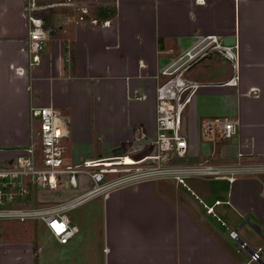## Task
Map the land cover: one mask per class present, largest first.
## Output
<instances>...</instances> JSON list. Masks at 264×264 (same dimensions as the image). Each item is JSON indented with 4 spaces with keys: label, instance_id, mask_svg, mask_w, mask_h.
<instances>
[{
    "label": "crops",
    "instance_id": "obj_1",
    "mask_svg": "<svg viewBox=\"0 0 264 264\" xmlns=\"http://www.w3.org/2000/svg\"><path fill=\"white\" fill-rule=\"evenodd\" d=\"M44 1L53 30L29 65L25 0H0V158L14 159L36 139L30 108L49 105L69 124L64 163L106 156L132 163L151 154L161 70L207 36L235 38L238 84L212 83L232 74L214 54L186 72L209 84L188 104V152L175 163L264 157V0H87V19L97 24H79L78 10ZM214 116L237 118L232 138L202 141L201 121ZM53 192L59 200L75 194ZM69 218L78 229L65 244L32 220L1 237L0 264H258L249 250L261 247L264 260V243L251 228L264 235V171L237 173L233 182L146 180L80 204Z\"/></svg>",
    "mask_w": 264,
    "mask_h": 264
},
{
    "label": "built area",
    "instance_id": "obj_2",
    "mask_svg": "<svg viewBox=\"0 0 264 264\" xmlns=\"http://www.w3.org/2000/svg\"><path fill=\"white\" fill-rule=\"evenodd\" d=\"M43 1L25 0L29 65L39 61L44 42L53 30L42 15V11L47 7ZM54 1L55 5L65 4L78 10V23H85L89 14V2ZM194 1L199 5L205 3V0ZM87 20L90 24H97L95 18ZM221 40L207 36L185 50L174 62H178L176 66L170 65L161 70V74L167 77L158 84L155 92L154 151L137 159L131 158L132 163L109 160L125 156L88 158L76 163H64V139L69 132L66 117L50 105L31 106V117L38 123L36 139H32L14 159L5 161L0 158V219L42 222L57 242L65 244L78 229L71 223L69 212L93 198H106L115 188L165 177L181 184H185L189 176L225 178L233 182L237 173L250 169L264 171V157L250 162L238 159L229 164H215L209 159L195 164L175 163V159L185 157L188 152V141L182 130L183 111L192 101L196 91L209 84L187 77L186 72L204 58L218 54L232 64V74L225 80L212 83L222 86L238 84L235 45H225ZM237 124V118L231 116L205 118L200 124V137L202 141L212 144L230 139L235 134ZM240 156L242 153L238 154V157ZM38 189L78 192L66 199L46 202L36 199ZM228 234L233 239L238 237L233 230ZM244 245L245 243L241 244V248ZM260 252L261 247L250 252L249 261L257 262Z\"/></svg>",
    "mask_w": 264,
    "mask_h": 264
},
{
    "label": "rangeland",
    "instance_id": "obj_3",
    "mask_svg": "<svg viewBox=\"0 0 264 264\" xmlns=\"http://www.w3.org/2000/svg\"><path fill=\"white\" fill-rule=\"evenodd\" d=\"M87 1V0H85ZM57 8L54 7V9L51 10H56ZM48 10V9H47ZM200 41V40H199ZM227 66H228V70L231 71L232 70V64L227 61ZM178 64L177 63H173L171 65H173L172 67L176 66ZM169 67V66H168ZM193 69V68H192ZM188 74H190V72H188ZM167 76H164L163 79H166ZM187 109L188 106L185 108V110L183 111V118L185 117L186 113H187ZM184 159V158H183ZM182 159V160H183ZM72 191V194L77 193L78 190H70ZM56 192V191H55ZM60 192V191H59ZM56 193H51V191H41V190H36V199H43L46 202H52V201H57L59 199H57V197L55 196ZM73 212V211H72ZM71 212V213H72ZM29 221L31 220H25V221H20V220H16V219H9V218H3L0 219V239L1 237H10L13 236L16 232L19 233L20 230L22 228H24L25 225H27L28 223H30ZM254 234V233H253ZM258 236V235H257ZM259 237V236H258Z\"/></svg>",
    "mask_w": 264,
    "mask_h": 264
},
{
    "label": "water",
    "instance_id": "obj_4",
    "mask_svg": "<svg viewBox=\"0 0 264 264\" xmlns=\"http://www.w3.org/2000/svg\"><path fill=\"white\" fill-rule=\"evenodd\" d=\"M221 42L223 43V44H225V45H231V44H234V42H235V38L233 37V36H226V37H224L222 40H221ZM215 56V58H217V59H219L220 58V56L218 55V54H215L214 55ZM251 225V224H250ZM251 228L253 229V231L262 239V241H263V243H264V237L261 235V233H260V231H259V228L257 227V225H255V224H253V225H251ZM236 242L238 243V244H244V241H243V239H241V238H239V237H237L236 238ZM243 249H245V248H247L248 249V247L247 246H245L244 245V247H242ZM250 252H252V250H249V253ZM257 263L258 264H264V260L263 259H259L258 261H257Z\"/></svg>",
    "mask_w": 264,
    "mask_h": 264
},
{
    "label": "flooded vegetation",
    "instance_id": "obj_5",
    "mask_svg": "<svg viewBox=\"0 0 264 264\" xmlns=\"http://www.w3.org/2000/svg\"><path fill=\"white\" fill-rule=\"evenodd\" d=\"M260 231V230H259ZM261 233V232H260ZM261 235L264 237V235L261 233ZM262 253H263V250H262V248H261V252H260V256H259V259L261 258V255H262Z\"/></svg>",
    "mask_w": 264,
    "mask_h": 264
},
{
    "label": "bare ground",
    "instance_id": "obj_6",
    "mask_svg": "<svg viewBox=\"0 0 264 264\" xmlns=\"http://www.w3.org/2000/svg\"><path fill=\"white\" fill-rule=\"evenodd\" d=\"M110 160V159H109Z\"/></svg>",
    "mask_w": 264,
    "mask_h": 264
}]
</instances>
